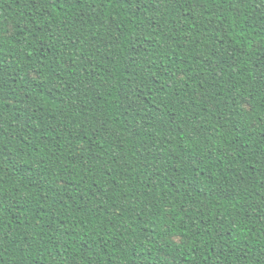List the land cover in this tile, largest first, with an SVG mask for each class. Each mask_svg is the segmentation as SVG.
Masks as SVG:
<instances>
[{
    "label": "trees",
    "instance_id": "16d2710c",
    "mask_svg": "<svg viewBox=\"0 0 264 264\" xmlns=\"http://www.w3.org/2000/svg\"><path fill=\"white\" fill-rule=\"evenodd\" d=\"M0 264H264V0H0Z\"/></svg>",
    "mask_w": 264,
    "mask_h": 264
}]
</instances>
